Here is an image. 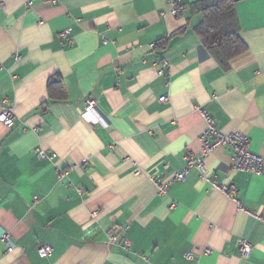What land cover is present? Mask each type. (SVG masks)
<instances>
[{
  "label": "crops",
  "instance_id": "obj_1",
  "mask_svg": "<svg viewBox=\"0 0 264 264\" xmlns=\"http://www.w3.org/2000/svg\"><path fill=\"white\" fill-rule=\"evenodd\" d=\"M198 1L0 0V110L7 98L15 115L0 123V231L13 244L0 241V264H264V174L233 170L227 147L202 157L200 140L205 112L264 157V0L235 2L246 50L226 67L194 32ZM87 100L97 123L81 115ZM190 157L203 170L161 193Z\"/></svg>",
  "mask_w": 264,
  "mask_h": 264
},
{
  "label": "built area",
  "instance_id": "obj_2",
  "mask_svg": "<svg viewBox=\"0 0 264 264\" xmlns=\"http://www.w3.org/2000/svg\"><path fill=\"white\" fill-rule=\"evenodd\" d=\"M51 4H55L57 0H44ZM28 4L30 5L32 3V0H27ZM1 6V4H0ZM170 13L172 15H176L178 13V9L175 8L173 5V8L170 10ZM60 36L66 41L71 44V38L69 37L68 32H62ZM157 74L162 77H166L169 74V64L167 60H163L160 67L157 69ZM166 99H164L165 101ZM3 107L0 110V123H2L7 128H12L15 123V115L13 112L12 107L8 103V99L4 98L3 100ZM94 110V102L91 100H87L84 103L83 111L81 112V115L88 118L90 113H93ZM202 117L206 123V127L204 131L201 134V142L203 145L202 150V157H205L208 153L215 150L218 147H227L232 152V169L235 171H243V172H250L254 174H264V157L252 152L250 150L249 146V138L246 134L235 131L231 132L229 134H222L219 132L212 121V119L209 117V115L205 112H202ZM92 123H97L98 119H90ZM35 153L38 158L40 159H47V158H53V155L48 154L42 149L36 148ZM193 165H196L198 170H203L204 165L201 157H190L186 159V165L185 167L177 172H173L171 177L160 184V192H165L168 185L173 182H180L183 181L186 174L188 173L189 169L193 167ZM65 172H60L58 174V177L61 178ZM216 186V185H215ZM217 187V186H216ZM220 190L225 192L230 198H234L237 191L234 185H220L218 186ZM93 216L96 215V212L92 213ZM0 241L4 242L6 244L7 250L11 251L13 250V244L9 238V234L5 231H0ZM108 242L110 245H113L116 242V237L114 236L112 230L109 233ZM130 242L128 239L124 238L121 241V247L126 249L130 246ZM247 243L243 242L241 249L243 250L246 247ZM51 247L50 246H41L38 248V254L41 257H47L51 254ZM204 253H209V250H204ZM193 253H187L185 254L186 259H192Z\"/></svg>",
  "mask_w": 264,
  "mask_h": 264
},
{
  "label": "trees",
  "instance_id": "obj_3",
  "mask_svg": "<svg viewBox=\"0 0 264 264\" xmlns=\"http://www.w3.org/2000/svg\"><path fill=\"white\" fill-rule=\"evenodd\" d=\"M237 0H202L190 4L192 13L200 15L194 32L202 45L223 66L246 50L238 36L237 17L234 4ZM48 92L52 99L62 101L64 96L59 77L48 81Z\"/></svg>",
  "mask_w": 264,
  "mask_h": 264
}]
</instances>
